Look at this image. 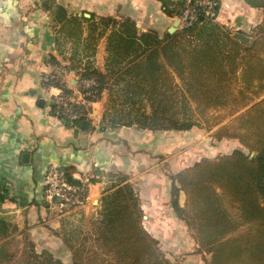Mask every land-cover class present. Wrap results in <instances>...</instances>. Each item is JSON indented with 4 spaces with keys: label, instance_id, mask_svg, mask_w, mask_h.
Returning a JSON list of instances; mask_svg holds the SVG:
<instances>
[{
    "label": "trees",
    "instance_id": "1",
    "mask_svg": "<svg viewBox=\"0 0 264 264\" xmlns=\"http://www.w3.org/2000/svg\"><path fill=\"white\" fill-rule=\"evenodd\" d=\"M245 1L264 9V0ZM163 6L168 16L180 17L184 2L163 0ZM57 14L66 15V9L58 7ZM101 20L106 28L112 27L109 47L115 52L111 57H120L118 64H112L121 69L112 71L111 76L90 61L82 64L70 58L65 65L99 82L95 100L101 101L108 91L101 122L108 119L112 125L155 130L212 129L264 95V18L257 24L251 43L242 42L234 30L212 20L202 19L163 36L152 29L138 32L130 18ZM50 63L62 65L54 57ZM121 81L124 86H120ZM54 85L66 94L73 92L67 81ZM119 88L134 105L143 103L135 118L129 114L134 119L107 117ZM76 111L81 115L76 120L61 117L66 125L80 126L85 121L91 125L87 117L92 107L78 106ZM215 137L236 139L248 152L234 149L179 171L173 178L172 208L188 226L200 252L210 255L209 264H264V100ZM61 169L69 182L79 183L71 167ZM89 176L90 183L98 181L95 173ZM181 192L186 195L183 204ZM224 195L239 210L238 221L225 206ZM7 199H12L8 190L0 188V264L13 261L15 251L8 239L19 232L3 214ZM244 225L257 227L235 235ZM63 240L72 252L70 264H183L172 263L144 227L143 209L128 183L103 195L100 217L92 224L89 236L76 242L64 233ZM23 242L21 264H69L48 249L38 251L28 233L23 234Z\"/></svg>",
    "mask_w": 264,
    "mask_h": 264
},
{
    "label": "crops",
    "instance_id": "2",
    "mask_svg": "<svg viewBox=\"0 0 264 264\" xmlns=\"http://www.w3.org/2000/svg\"><path fill=\"white\" fill-rule=\"evenodd\" d=\"M220 1L219 23L234 28V34L246 32L264 18V9L252 7L245 0ZM60 6L66 9V15L58 16ZM76 15L82 17L76 19ZM101 17H113L119 22L130 18L138 32L152 29L160 36L170 32L177 20L165 13L163 0H0V188L7 189L12 198L3 203V214L19 228L18 233H28L38 251L48 249L69 264L72 252L63 240L64 230L77 217L90 220L95 212H100L109 182L101 174L116 167L132 176L148 171L143 168L149 154L147 131L96 128L108 104L107 92L92 106L95 117L90 119L91 125L75 136V129L80 126L70 127L55 114L52 107L56 90L46 88L41 79L53 69L51 57L62 65L70 58H77L82 64L92 61L96 69L110 75L121 69L107 64L106 59L113 55L108 49L107 33L112 27L103 35L106 27L100 22ZM79 21L81 25H99L96 36L101 35L99 31L102 36L100 40L95 38L97 43L89 47L91 38L86 39L85 32L80 38L68 39L67 33V37L63 36L66 27L78 26ZM54 25L60 27L63 38L54 33ZM63 39L68 40L69 50L68 45L64 48L60 44ZM74 77L77 79L78 75H66L69 87ZM41 99L45 100L44 105L39 104ZM25 153L29 154L27 161ZM52 163L71 167L76 178L95 173L99 180L90 184L87 207L63 209L46 198L44 178ZM18 245L21 255L22 239L12 247Z\"/></svg>",
    "mask_w": 264,
    "mask_h": 264
},
{
    "label": "rangeland",
    "instance_id": "3",
    "mask_svg": "<svg viewBox=\"0 0 264 264\" xmlns=\"http://www.w3.org/2000/svg\"><path fill=\"white\" fill-rule=\"evenodd\" d=\"M76 17H78L76 19H80L82 16L76 15ZM177 19L179 20V17H177ZM100 22L106 26V24L102 20H100ZM79 24L78 26L69 25L68 27H66L65 31H63V36L67 37L65 34L67 33L69 36L68 39L80 38V36L84 34V32L88 33L86 39L91 38L90 42H88L89 47L91 46V44L98 42V40L96 42L97 38H99L100 40L102 36V33L100 31L99 34L101 35L96 36V32L98 31L99 27L98 24H96L95 22L84 23L83 25ZM256 26L250 29H246V32L244 33L250 37L253 36ZM100 27H102L101 24ZM178 27L180 26L178 25ZM72 28H74L75 33L73 32ZM107 30V28L103 30V35L106 33ZM53 31L58 36V38H63L60 27L54 25ZM107 33L109 34V49V46L111 45L110 34L112 33L111 31ZM61 43L63 44L64 48H66L67 45H70L68 44L69 42L67 39H63L62 41H60V44ZM83 45H85V43ZM71 46L74 47L75 43L73 45L71 44ZM69 49L70 46L68 50ZM73 50H75V48H73ZM75 60L77 62H80L77 58H75ZM106 60L108 65H111L112 63L118 64L120 61V57H108ZM74 78L75 80L73 81V83L70 84L71 87L76 85L77 79L76 77ZM121 84H123L122 86H124L125 82L123 81ZM117 91L118 94H116L113 102L111 101L109 105L110 111L109 116L107 117L109 119L113 116H117L125 120L134 119V116H137L136 110L140 109L143 103L140 104L139 102V105H134L130 99H126V92H124L123 88H119L117 89ZM52 109L54 111V106L52 107ZM242 110H240L239 112H241ZM147 111H150V108L148 106ZM129 114L134 118H129ZM232 117L217 124L212 129L209 127L206 128L201 126H195L189 130H155L150 128L140 129L137 125H112L109 123L110 120L108 119L103 122L100 121L97 124L98 127L96 128L98 129H122L126 127H131L130 129L136 130V128H138L139 130L147 131L149 154H147L146 157L147 163L143 164L144 170L148 169L147 172L144 171L142 175L132 176L130 173H127L124 170H118L116 167L103 172L101 175L104 176L107 181H109L107 183L108 185H106L105 188L106 192L112 191L116 186L119 185H124L126 183L131 184L132 188L134 189V192L139 198V203L143 209L144 227L150 232L152 236H154L159 241L160 246L166 252L167 257L172 263H210V255L204 252H200V248L196 240L194 239L191 231L189 230L188 226L185 224L184 221H181L176 217V214L172 208L173 178L182 169L192 166L193 164L198 161H201L204 158L214 159L218 156L230 153L234 149L239 148L246 150L236 139H217L215 137V135L221 129L230 125L234 121L232 120ZM91 120L90 122L93 121ZM132 135L134 138L137 137V135L134 136L133 133ZM144 136L145 133L143 132V137ZM120 149H125V146L123 144L120 145ZM246 152H248V150H246ZM251 155L253 156L254 153H252ZM138 172H141V170H139ZM223 197L225 206L231 213L233 219L238 221L240 217L239 210L227 196L224 195ZM179 198L181 204H183L186 200L185 193L181 192ZM97 203L98 200L94 202V205H96ZM61 208L75 209V207L73 206H64ZM99 217L100 212L97 214L95 212L94 216L90 220H85L84 216H79L74 219L72 223H69L71 224V226L65 228V234L70 236L73 241H82L84 236H89L91 234L92 224L97 220V218L99 219ZM256 227L257 226L255 225H244L240 227V229L235 233V235H239L248 231H254ZM21 239L23 240V236L17 232L8 240L11 242V244H18L21 242ZM18 248L19 245L15 248L12 247L15 253L13 261L10 264H21V255L19 253L20 249Z\"/></svg>",
    "mask_w": 264,
    "mask_h": 264
},
{
    "label": "built area",
    "instance_id": "4",
    "mask_svg": "<svg viewBox=\"0 0 264 264\" xmlns=\"http://www.w3.org/2000/svg\"><path fill=\"white\" fill-rule=\"evenodd\" d=\"M183 2L184 6L179 17L181 28L192 26L202 19L219 22L220 0H183ZM52 68V71L44 73L41 79L46 88L56 90V93L53 94V104L57 116L76 120L81 116L76 111L78 106L92 107L99 102L95 100V88L99 85L95 78H84L76 70L65 68V65H52ZM70 73L78 75L77 85L72 89V93L66 94L62 88L55 86L54 83L56 81H66V75ZM88 117H95L93 110L88 113ZM76 179L79 180V183L69 182L59 164H50L44 178L46 198L61 207H87L90 204V179L88 176Z\"/></svg>",
    "mask_w": 264,
    "mask_h": 264
},
{
    "label": "water",
    "instance_id": "5",
    "mask_svg": "<svg viewBox=\"0 0 264 264\" xmlns=\"http://www.w3.org/2000/svg\"><path fill=\"white\" fill-rule=\"evenodd\" d=\"M180 24V20H175L174 26L171 28L170 32H174L176 30V27H178V25ZM235 37L238 38L239 40H241L242 42L245 43H250L252 38L242 32H236ZM264 100V95L261 96L258 100H256L255 102H253L252 104H250L248 107H246L245 109H243L241 112L236 113L233 117L232 120H235L236 118L240 117L241 115H243L244 113H246L250 108H252L255 104L259 103L260 101ZM39 104L44 105L45 104V100L41 99ZM89 127V122L85 121L83 122L80 127L75 129V136L78 135V132L81 129H87ZM29 154L25 153L24 154V160L27 161Z\"/></svg>",
    "mask_w": 264,
    "mask_h": 264
}]
</instances>
